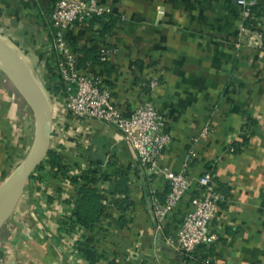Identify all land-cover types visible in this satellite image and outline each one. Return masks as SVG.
Listing matches in <instances>:
<instances>
[{"label":"crops","instance_id":"1","mask_svg":"<svg viewBox=\"0 0 264 264\" xmlns=\"http://www.w3.org/2000/svg\"><path fill=\"white\" fill-rule=\"evenodd\" d=\"M56 1L0 0V38L39 83L53 116L50 150L67 167L53 171L46 158L35 169L0 229V264H201L176 240L197 184L158 229L151 202L168 192L164 179L148 174L116 127L68 112L53 48ZM253 1L246 12L238 0H104L114 24L86 19L67 34L82 71L98 75L126 112L151 99L162 113L171 136L163 168L179 171L209 127L189 173L211 170L225 194L212 220V264H264V0ZM102 46L116 48L104 63ZM16 92L0 73V184L34 143V122L19 127ZM83 187L99 214L89 227L72 219Z\"/></svg>","mask_w":264,"mask_h":264},{"label":"built area","instance_id":"2","mask_svg":"<svg viewBox=\"0 0 264 264\" xmlns=\"http://www.w3.org/2000/svg\"><path fill=\"white\" fill-rule=\"evenodd\" d=\"M238 3L246 12H250L255 5L253 0H238ZM108 11L104 0H57L51 11L50 20L55 35L53 48L61 56L59 73L65 86L67 110L76 120L92 118L116 127L122 139L134 147L139 162L148 174L164 179L168 192L163 199L154 194L151 202L158 229L163 228L167 214L177 207L191 185L197 184L199 194L191 198L190 208L176 233V240L185 257L201 264H212L209 249L218 240V234L212 229V220L220 203L225 200V194L218 187L211 170L197 178L189 173L198 154L199 139L209 134V127H204L200 136L192 138L179 171H169L161 166V158L171 136L164 131L163 115L154 102L147 99L131 112H126L117 103L112 90L101 83L98 75L82 71L78 54L69 42L67 34L75 24ZM115 52L114 47L102 46L98 53L99 61L106 62ZM144 86L152 92L158 82L151 80Z\"/></svg>","mask_w":264,"mask_h":264},{"label":"water","instance_id":"3","mask_svg":"<svg viewBox=\"0 0 264 264\" xmlns=\"http://www.w3.org/2000/svg\"><path fill=\"white\" fill-rule=\"evenodd\" d=\"M0 70L27 102L35 119L33 147L24 162L0 184V229L14 211L35 169L47 158L53 128L52 110L25 62L0 38Z\"/></svg>","mask_w":264,"mask_h":264},{"label":"trees","instance_id":"4","mask_svg":"<svg viewBox=\"0 0 264 264\" xmlns=\"http://www.w3.org/2000/svg\"><path fill=\"white\" fill-rule=\"evenodd\" d=\"M254 7H255V5H253L251 7L252 12L254 10ZM90 19H92L94 21L102 20V19L105 20L106 22L103 23L104 27L105 26L107 27V25L111 26L112 24H114L118 20L117 17H115L113 14H110L108 12H106L102 15H95L94 17H92ZM251 22H252V20L250 19L246 22V24L250 26ZM97 59L99 60V55H97ZM64 92H65V86H64ZM46 161L53 171L56 170V171H61L62 173H64L67 169V167L64 164H62V162H61V155L57 154L53 150H49ZM95 202L96 201H95L94 195L91 194V191L87 190L83 187L82 188V196L80 198H78L76 209L72 215L73 221L75 223L82 224V225L89 227V225L94 220V217H92V215L96 214V212H97L96 208H94ZM90 206H92V208H94L95 211L91 212ZM98 215L99 214L97 213L95 216L97 217ZM81 246H83L81 243L78 244V247L81 248ZM186 259L191 260L187 257H186Z\"/></svg>","mask_w":264,"mask_h":264},{"label":"rangeland","instance_id":"5","mask_svg":"<svg viewBox=\"0 0 264 264\" xmlns=\"http://www.w3.org/2000/svg\"><path fill=\"white\" fill-rule=\"evenodd\" d=\"M0 73L4 76V74L1 71H0ZM16 93L15 94H16L17 99H15V100H16V105L18 108L17 109V111H18L17 115H19V118L22 121V123H21L19 120V127L21 129H24V127L26 128V125H25L26 123H24L26 120L30 119L35 124V119H34L33 112L31 110V108L29 107V105L27 104V102L21 97V95L18 92H16ZM20 128H19V130H21ZM33 128H34V126H33ZM28 129L32 131V127H31V129L30 128H28ZM31 133L34 135V139H35V136H36L35 129ZM28 249H29V247H28ZM30 249H31L30 252H32V253L36 254L38 252V250H37V248H35V246H30Z\"/></svg>","mask_w":264,"mask_h":264},{"label":"bare ground","instance_id":"6","mask_svg":"<svg viewBox=\"0 0 264 264\" xmlns=\"http://www.w3.org/2000/svg\"><path fill=\"white\" fill-rule=\"evenodd\" d=\"M23 52V51H22ZM30 64V63H29Z\"/></svg>","mask_w":264,"mask_h":264}]
</instances>
